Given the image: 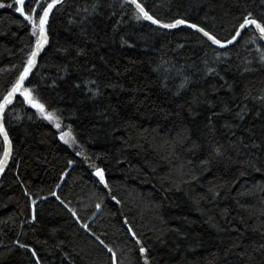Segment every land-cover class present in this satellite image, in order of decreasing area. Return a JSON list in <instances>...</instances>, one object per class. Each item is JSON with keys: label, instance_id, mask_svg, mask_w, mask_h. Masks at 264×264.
I'll return each mask as SVG.
<instances>
[{"label": "trees", "instance_id": "1", "mask_svg": "<svg viewBox=\"0 0 264 264\" xmlns=\"http://www.w3.org/2000/svg\"><path fill=\"white\" fill-rule=\"evenodd\" d=\"M140 2L162 19L185 18L221 38L241 12H264L261 0ZM121 3L65 0L31 76L79 147L65 145L27 105L6 111L14 151L0 179V264H34L15 240L34 248L41 264H111L97 236L118 264H144L129 225L148 248V264H264V42L219 50L192 30L138 22ZM21 21L0 8V93L26 59L30 36ZM242 111L244 119L235 118ZM92 163L106 169L111 192L91 175ZM26 190L37 201L34 222Z\"/></svg>", "mask_w": 264, "mask_h": 264}, {"label": "snow or ice", "instance_id": "2", "mask_svg": "<svg viewBox=\"0 0 264 264\" xmlns=\"http://www.w3.org/2000/svg\"><path fill=\"white\" fill-rule=\"evenodd\" d=\"M63 3L64 0H13L12 3L7 5L0 3V8L7 7L12 9L14 13H17L18 16L22 18L21 26L27 28L30 36V40L27 45L28 51L26 53V59L22 61L15 78L7 87H5L3 93H0V137H2L3 140V146L2 149H0V174L5 172L10 159L13 158L14 149L9 133L5 128V116L6 111L10 107L15 106L16 103L27 105L31 109H34L36 114H38L42 119L48 121L57 130L59 139L63 141L65 145H68L69 147L80 146L78 145L77 137L74 135L71 126H67V130H64L60 117L56 114L55 110L49 111L51 106L40 94L39 86H33V81L31 79L33 70L38 65V59L42 57V54L45 53L46 46L50 43V21L52 16L55 11L59 10ZM261 3L264 4V0H261ZM124 4L130 5L133 8L132 15L138 22H148L150 25H154L158 29L167 30L176 29L181 26L186 27L191 29L193 33L198 34L196 37L198 41L207 42L209 43V46L214 45L217 48L227 49L230 45L235 47L240 44L241 41H244L245 43L264 41V12L259 15H256L252 11L248 10L241 12L235 17L229 34L221 38L218 33L208 27L185 18H172L168 20L162 19L155 14H152L148 10L147 6L140 2V0H122L121 7H123ZM83 11L87 12L88 9L85 8ZM125 43L127 42L125 41ZM257 51H260V49H257ZM77 55H80V53L77 52ZM216 55L217 59H219L221 53H217ZM260 62L262 66H264V53L261 54ZM206 71L207 74H212L215 72V69L207 68ZM245 71H253V69L246 68ZM221 79H223V77H221ZM92 83L95 84L96 81H92ZM80 86V84H76V87ZM180 87H184V84L182 83ZM97 91L99 90L97 89ZM250 96L251 93L247 92L243 98L247 100ZM259 99L264 101V96ZM224 111L230 112L231 109L225 106ZM213 115H219V113H214ZM235 118L240 120L244 119L243 111L236 113ZM226 126L230 127V125L227 124ZM241 143H243V141H241ZM258 146L259 145L255 144V142L252 143V147L255 148ZM244 147H248V145H244ZM214 151L217 156L223 155L220 148H216ZM76 155L81 156L82 151H77ZM88 159L89 157H85V160ZM73 163V160L68 161L69 165H72ZM247 163L249 167H253L257 171L261 170L257 167V164L259 163L258 160L250 159ZM89 167L93 169L91 175L96 177L97 182L111 192L110 185L106 178V169L96 165L95 163L90 164ZM64 178V174H61L59 177L60 180H63ZM60 186L61 185L57 183L55 188L58 189ZM21 187H23V185H21ZM23 194L28 197L31 202L30 219L34 222L36 221V210L34 206L37 201L32 198V194L29 191L26 190ZM36 195L38 198L43 199V197L39 196V193ZM48 195L55 197V199L58 200L74 218H76L77 223H80V226L85 231H90L89 226L80 222L77 212L73 208L69 207V204L66 203L64 199H61L55 190L49 189ZM111 199L117 204L121 203L115 195H112ZM95 207L99 210L101 208V204H96ZM261 215H264V213H261ZM124 224L128 225V221L124 220ZM126 231L134 244L139 246V257L144 259V264H148V248L145 246L133 227L129 225ZM261 236L264 238V232L261 233ZM96 239L99 241V244L102 245L103 249H106L107 253L110 254L109 259L111 264H118L116 252L113 247H110L103 239H100L99 236H97ZM14 243L20 249H24L26 252L31 254L34 264H41L38 252L34 248L29 246L27 243L20 242L19 240H15ZM258 250H264V242L259 244Z\"/></svg>", "mask_w": 264, "mask_h": 264}, {"label": "water", "instance_id": "3", "mask_svg": "<svg viewBox=\"0 0 264 264\" xmlns=\"http://www.w3.org/2000/svg\"><path fill=\"white\" fill-rule=\"evenodd\" d=\"M65 1V0H64ZM148 23V22H147ZM152 26H154V25H152ZM154 27H156V26H154ZM157 28V27H156ZM179 28H184V29H188V28H186V27H183V26H181V27H179ZM176 29H178V28H176ZM160 30H163V31H170V30H167V29H160ZM171 30H173V29H171ZM189 30H191V29H189ZM264 42V41H263ZM231 46V45H230ZM230 46H228V47H230ZM213 47L214 48H216V49H219V50H224V49H221V48H217L216 46H214L213 45ZM0 179H1V174H0Z\"/></svg>", "mask_w": 264, "mask_h": 264}]
</instances>
